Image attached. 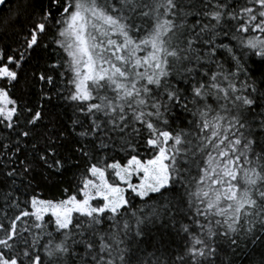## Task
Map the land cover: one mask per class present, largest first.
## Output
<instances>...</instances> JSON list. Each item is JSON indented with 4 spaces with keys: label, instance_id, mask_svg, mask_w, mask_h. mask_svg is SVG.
Returning a JSON list of instances; mask_svg holds the SVG:
<instances>
[{
    "label": "trees",
    "instance_id": "16d2710c",
    "mask_svg": "<svg viewBox=\"0 0 264 264\" xmlns=\"http://www.w3.org/2000/svg\"><path fill=\"white\" fill-rule=\"evenodd\" d=\"M262 4L6 0L0 90L16 110L0 118V264H264ZM75 12L100 24L99 45L115 42L116 81L84 100L59 42ZM162 147L170 180L157 192L127 191L116 212L65 229L34 218L32 198L80 197L93 167L116 184L111 165Z\"/></svg>",
    "mask_w": 264,
    "mask_h": 264
},
{
    "label": "rangeland",
    "instance_id": "374dc122",
    "mask_svg": "<svg viewBox=\"0 0 264 264\" xmlns=\"http://www.w3.org/2000/svg\"><path fill=\"white\" fill-rule=\"evenodd\" d=\"M263 7H264V0ZM108 20V19H107ZM107 20H104L105 22ZM96 22V23H95ZM99 23L93 22L91 17L72 13L60 31V39L68 56V65L72 71L74 88L79 99L89 96L88 85H93L106 78L116 81V70L111 69L109 46L115 45L113 39L108 38L107 45L101 46L95 39ZM258 29L264 30L260 25ZM109 30L106 34L114 33ZM111 35V34H110ZM102 39V38H100ZM121 46V45H120ZM111 62V61H110ZM1 76L12 79V75L6 69L1 70ZM15 105L10 101L6 91L0 90V118L11 120L15 114ZM168 135L163 136L166 142ZM149 143L155 145L154 141ZM167 154L165 148H160L156 156L145 161L133 157L125 164H113L114 175L117 183L114 184L107 179L106 172L100 168H90L87 178L84 180L80 197L72 196L63 201H47L32 198L31 212L39 223L44 216L53 218L57 229H65L75 214L88 215L92 212L100 214L108 211L116 212L126 203V192L136 193L144 198L147 194L157 192L162 187L169 185V170L166 165ZM2 264H16L15 260H5Z\"/></svg>",
    "mask_w": 264,
    "mask_h": 264
},
{
    "label": "water",
    "instance_id": "95a60500",
    "mask_svg": "<svg viewBox=\"0 0 264 264\" xmlns=\"http://www.w3.org/2000/svg\"><path fill=\"white\" fill-rule=\"evenodd\" d=\"M6 0H0V7L5 3Z\"/></svg>",
    "mask_w": 264,
    "mask_h": 264
}]
</instances>
